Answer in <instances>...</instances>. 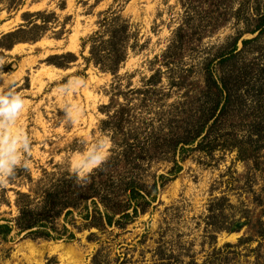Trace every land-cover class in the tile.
<instances>
[{
  "label": "rangeland",
  "instance_id": "rangeland-1",
  "mask_svg": "<svg viewBox=\"0 0 264 264\" xmlns=\"http://www.w3.org/2000/svg\"><path fill=\"white\" fill-rule=\"evenodd\" d=\"M110 9L129 20L135 33L134 49L115 75L86 64L89 47L82 49ZM36 12L43 15H30ZM263 15L264 0H0V74L25 99L11 131L29 138L27 166H17L0 183V224L18 215L15 199L18 191L28 192L29 176L72 172L101 135L107 137L103 163L121 161L124 145H114L111 130L101 129L117 110H123L126 133L119 142L132 143L129 132L138 141L168 136L180 119L198 117L197 109L208 106V73L219 84L221 77L230 83L232 102L236 96L242 100L240 113L229 106L210 131L226 102L223 89L202 135L208 133L207 139L138 166L119 162L117 172L107 174L114 186L115 178L134 167L150 188L161 174L167 176L173 161L181 166L131 222L101 230L74 214L66 223L71 240L34 238L14 229L7 239L0 236V264H264V148L240 158L235 147L244 140L242 146L258 145L251 126L264 123ZM20 28L19 42L4 37ZM68 53L73 57L63 58ZM72 78L79 83L62 93ZM67 104L76 106L74 122L64 116ZM235 221L238 229L224 230ZM57 243L72 251H51Z\"/></svg>",
  "mask_w": 264,
  "mask_h": 264
},
{
  "label": "trees",
  "instance_id": "trees-1",
  "mask_svg": "<svg viewBox=\"0 0 264 264\" xmlns=\"http://www.w3.org/2000/svg\"><path fill=\"white\" fill-rule=\"evenodd\" d=\"M30 15L39 16L43 13L36 12ZM102 17L98 22V29L82 41L83 50L87 46L89 47V55L83 56V59L86 64L92 63L100 70L115 75L120 65L126 60L129 49H134V44H131L130 40L135 36V33H131L132 26L129 20L122 18L117 11L107 10ZM262 17L264 21V15ZM21 31L20 28L5 34L4 37L14 39L13 43L19 42L21 39L15 38ZM37 38L38 36L31 39ZM71 56L73 57L71 53H68L63 58L67 59ZM206 89L207 108L199 107L197 109L199 116L194 118L191 116L187 122L184 121L185 118L180 119L176 124L175 131L167 133L168 136L159 135L156 137L151 134L145 137V140L138 141V136L129 132L128 137L133 138L134 141L129 143L127 139H124L119 142L122 135L126 134L123 132L125 122L123 110H117L113 117L109 116L108 120L102 121L101 129L111 130L113 144L124 145L120 164H123L124 167L132 162L134 166H138L143 160L150 162L159 159L160 154L175 155L180 145L182 152L187 151L189 146L202 137L206 124L215 117L224 90H227V95L224 97L225 105L222 106L220 114L212 122L213 124L210 125L212 127H209V130L211 131L216 125L219 116L228 114L232 110L231 108L234 109V114L242 111V100L239 97L236 96L234 101H231L232 88L225 78L221 77L219 84L214 80L212 74L208 73ZM111 102L112 105L114 98L111 99ZM231 105L234 107L230 108ZM109 108L111 106L107 109L108 114L110 113ZM110 120H114V122L111 124ZM250 133L256 135L257 140L254 142L258 145L253 148L250 144L242 146L241 143H245V140L240 141L239 147L235 146L238 148V157L240 158H253L257 148H264V123L255 122L251 126ZM207 135L208 133L201 140L207 139ZM249 142L251 140H248ZM119 162L114 163L113 160H109L82 180H78L75 173L68 170L51 172L43 170L41 177L35 180L29 176L28 192L18 191L15 199L18 215L13 220L5 219L4 223L0 224V236L7 239L16 229L18 234L26 233L34 238L71 240L74 238V233L69 232L66 223L69 217L74 214L84 220L91 219L90 226L101 230L105 228V225L109 227L118 225L121 228L138 214L144 213L147 206L156 200L158 185L163 186V181L169 180V177L175 176L181 170L178 161H173L174 166L168 171L167 176L161 174L159 181H154L153 185L148 188L140 182L136 172L133 171L134 167H132L126 171L129 173L127 176L124 175V177L120 173L122 177L115 178L114 186H111L108 178L105 177L110 171L117 172ZM114 165L116 166L114 167ZM222 200L220 199V201ZM60 218L64 222L61 229L58 226ZM230 223V227L224 228V230L233 232L238 229V221Z\"/></svg>",
  "mask_w": 264,
  "mask_h": 264
},
{
  "label": "clouds",
  "instance_id": "clouds-1",
  "mask_svg": "<svg viewBox=\"0 0 264 264\" xmlns=\"http://www.w3.org/2000/svg\"><path fill=\"white\" fill-rule=\"evenodd\" d=\"M78 83L79 78L69 79L61 86L60 91L67 93L76 87ZM0 86L4 89L0 92V127L4 129L3 133L0 134V183H4L8 177L14 175L17 166H27L24 154L29 151V138L22 130L11 131L12 125L15 124L24 109L25 99L23 95L15 90L12 82L4 74H0ZM63 110L66 119L74 122L77 112L76 106L67 104ZM106 142V136L101 135L98 137L95 146L83 154L82 162L71 168L78 180L87 178L88 171H85L86 167H98L107 159Z\"/></svg>",
  "mask_w": 264,
  "mask_h": 264
},
{
  "label": "bare ground",
  "instance_id": "bare-ground-1",
  "mask_svg": "<svg viewBox=\"0 0 264 264\" xmlns=\"http://www.w3.org/2000/svg\"><path fill=\"white\" fill-rule=\"evenodd\" d=\"M50 250L55 252L59 250H63L65 253H70L72 251L70 245H65L63 243L62 244L57 243L56 245L51 247Z\"/></svg>",
  "mask_w": 264,
  "mask_h": 264
}]
</instances>
